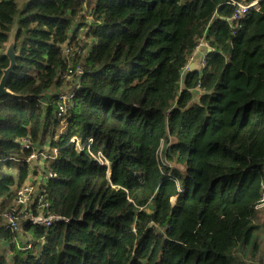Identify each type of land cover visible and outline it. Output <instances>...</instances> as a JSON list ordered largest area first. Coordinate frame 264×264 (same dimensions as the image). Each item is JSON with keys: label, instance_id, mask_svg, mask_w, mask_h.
<instances>
[{"label": "trees", "instance_id": "trees-1", "mask_svg": "<svg viewBox=\"0 0 264 264\" xmlns=\"http://www.w3.org/2000/svg\"><path fill=\"white\" fill-rule=\"evenodd\" d=\"M234 11L0 0V77L14 24L19 51L0 99V214L34 174L30 157L55 150L37 163L33 208L68 220L0 223V264H264V0ZM202 41L204 66L182 74ZM69 82L80 88L58 116Z\"/></svg>", "mask_w": 264, "mask_h": 264}, {"label": "built area", "instance_id": "built-area-1", "mask_svg": "<svg viewBox=\"0 0 264 264\" xmlns=\"http://www.w3.org/2000/svg\"><path fill=\"white\" fill-rule=\"evenodd\" d=\"M230 3L235 9L234 14L232 16V19H234V20H236L239 17L243 16L248 11L256 9L257 6H258V0H252L249 3H242V2H239V1H236V0H230ZM79 46H81V45L79 44ZM202 47L208 48L206 43H204L203 41L199 42V44L194 49V53L190 56V58L188 60V64L194 59L195 54ZM67 53H68V51H67ZM188 64H187V66H188ZM204 64H205V57H203L202 60H201V67L204 66ZM63 77L68 79L70 76L65 73V74H63ZM79 88H80V86L76 85L69 94L63 93V94H61L59 96V101H58L59 112H58V116H60V114L64 113L65 108H64L63 105L66 106L68 104V102L74 97L76 91ZM66 94L68 95L67 97H66ZM75 141H77V139H75ZM70 142L74 143V146H75V148L77 147V150H80L78 142H74V141H70ZM91 142H92V140L89 139L88 143L91 144ZM25 146L28 147L27 145H25ZM35 154H37V156H41V157H44V158H53V157H46L43 154H41L40 152H36ZM33 155L31 156L30 159H32ZM97 160L101 164L103 163V161H101L100 159H97ZM104 162H106V161H104ZM52 177H53V175L49 174L48 178L50 179ZM21 189L23 190L24 193H27L26 187H21V188L17 189L16 190V198H15V201L13 202L11 208L6 210V211H4L3 213H1V215L3 216L4 214H12L14 212H17V211L20 212L21 211L19 213V215L13 217L12 220H10L7 223L2 218H0L1 227L4 230L15 232V229H16V232H17V230L19 231L20 229H23L26 226H28V227H42V228H45V229H50V228L55 227L60 222H63V221L67 222L68 221L67 219H64V218H61V217H56V216H44V215H40V214L35 215L34 214L35 208H33L34 200L31 202V205L28 207V210H25L24 207L26 206V203L18 201V199H19L18 198V193L21 192ZM38 200L40 201V198ZM7 211H11V212H7ZM35 211L37 212V210H35ZM17 219H19V221ZM12 227H13V229H12Z\"/></svg>", "mask_w": 264, "mask_h": 264}, {"label": "rangeland", "instance_id": "rangeland-1", "mask_svg": "<svg viewBox=\"0 0 264 264\" xmlns=\"http://www.w3.org/2000/svg\"><path fill=\"white\" fill-rule=\"evenodd\" d=\"M76 23H74V26H75ZM73 26V27H74ZM82 32V35L81 37L83 36L84 32H85V29H82V31H80V33ZM71 51H76V55H80V56H83L84 53H85V48L81 46H79L78 44H75L73 47L70 48ZM186 69L187 67H185V69L183 70L182 74L186 72ZM71 77V76H70ZM65 78L63 77V79H65L66 81H71L72 79L71 78ZM70 83L69 82L66 86V91L65 93L69 94L72 89L76 86H73V87H70ZM66 94V97L68 96ZM62 131H63V128H62ZM76 137L75 136H72L69 138V141H74V142H77L75 141ZM79 148L81 150V147L79 145ZM77 150V147L75 148ZM36 153V152H35ZM33 155L32 159L30 160L29 159V163H30V170L32 171V173L34 174H30L29 175V179L24 183L23 187H26L27 189V193H24L23 190L21 189V192L18 193V201L20 202H23V203H26V206L24 207L25 210H28V207L31 205V202L34 200L35 196H36V190L38 189L37 186L38 184L40 183V180L43 179V176L40 174L41 173V169H39V166L37 163H39L42 159V157L40 156H37V154ZM52 155H55V150H53V152L51 153V156ZM49 156V157H51ZM162 157V156H161ZM31 158V157H30ZM160 158V157H159ZM107 162V161H106ZM106 162L103 161L104 164H107ZM42 163V162H41ZM47 171V170H46ZM46 177H49V171H47V173L44 175ZM110 176V171H106V177H109ZM16 198V197H15ZM15 201V199H14ZM13 201V202H14ZM170 201L173 203L174 202V198H171ZM19 203V202H18ZM259 209H261L260 213L262 214L263 213V210H264V203L262 202L259 206H258ZM263 209V210H262ZM12 211V210H11ZM11 211H7V212H11ZM21 212V211H20ZM19 211L17 212H14L12 214H4L3 216L0 214V218H2L6 223L9 222L10 220H12L13 217L19 215L20 213ZM37 212L40 214V211L37 210ZM19 221V219H17ZM257 220V219H256ZM256 220H255V223H256ZM13 229V227H12ZM24 229V228H23ZM23 229H20L19 231L17 230V232H20L22 231ZM33 228L30 229V239H28L29 241H32V236H31V230ZM15 232H16V229H15ZM24 239H22L23 241Z\"/></svg>", "mask_w": 264, "mask_h": 264}, {"label": "water", "instance_id": "water-1", "mask_svg": "<svg viewBox=\"0 0 264 264\" xmlns=\"http://www.w3.org/2000/svg\"><path fill=\"white\" fill-rule=\"evenodd\" d=\"M245 1V0H242ZM260 0H258L259 2ZM17 25L14 24L11 32L8 35L7 43L4 47V50L1 54L7 58L8 65L6 68L2 69L1 77H0V99L5 97L6 95H10V91L6 88V82L10 74L13 72L14 68L16 67V59L19 56V51L15 50V42H16V34H17ZM207 52H210V48L206 49ZM201 60L193 61L188 64L187 71H196L199 70L201 67Z\"/></svg>", "mask_w": 264, "mask_h": 264}, {"label": "crops", "instance_id": "crops-1", "mask_svg": "<svg viewBox=\"0 0 264 264\" xmlns=\"http://www.w3.org/2000/svg\"><path fill=\"white\" fill-rule=\"evenodd\" d=\"M207 49V48H206ZM206 49L204 48V47H202L196 54H195V56H194V59L191 61V62H193V61H200V60H202V58L205 56V54H206ZM190 62V63H191ZM201 67V66H200Z\"/></svg>", "mask_w": 264, "mask_h": 264}]
</instances>
